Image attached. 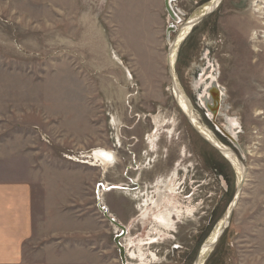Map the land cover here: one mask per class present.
I'll return each mask as SVG.
<instances>
[{"label":"rangeland","instance_id":"rangeland-1","mask_svg":"<svg viewBox=\"0 0 264 264\" xmlns=\"http://www.w3.org/2000/svg\"><path fill=\"white\" fill-rule=\"evenodd\" d=\"M211 1H173L175 23L164 0H0V176L18 172L33 187L24 261L122 264L109 214L141 235V189L169 177L185 155L175 192L193 212L173 239L148 247L157 256L148 264H193L238 179L178 110L167 55L170 26ZM210 64L223 92L214 125L236 119L234 146L194 104L191 85ZM173 69L197 120L244 170L227 227L203 264H264V0H220L179 45ZM171 122L167 142L160 131ZM157 133V150H148ZM97 149L115 155L110 169L95 166Z\"/></svg>","mask_w":264,"mask_h":264},{"label":"bare ground","instance_id":"bare-ground-1","mask_svg":"<svg viewBox=\"0 0 264 264\" xmlns=\"http://www.w3.org/2000/svg\"><path fill=\"white\" fill-rule=\"evenodd\" d=\"M170 1H168L169 2L168 4H170ZM219 3L220 0H212L209 5H207L202 9L200 14H196L191 18H189L180 28H177L176 26L173 25L170 26L172 30L175 29L176 33L172 37V39L169 40L170 47H169V54L167 55V65L171 80V88H169V92L172 94L174 101L177 103L180 109L184 111V113H186V110L184 108L186 105L183 101L187 102V99L184 92L176 82V76L174 73L175 68L173 69L176 50L179 47V45L182 43V41H184V39L188 36L192 27H194L202 19V17L213 11L218 6ZM172 14L174 15V12H172ZM170 17L173 18L174 21H177L174 18V16H170ZM179 22L180 21H178L177 23ZM254 39H256V37H254L253 40ZM211 73H214V68L210 64L209 66L205 67L200 74L203 77H208L209 75H211ZM127 75L131 77V73L129 71ZM210 94H215L218 97H220L223 94L222 89L217 83L216 76L214 78L212 75H211L210 85L206 86L202 91L203 98H207ZM202 104H204V102H202ZM181 106L184 107L182 108ZM187 111L189 115L188 120L190 121V123L192 124L194 130L198 133V135L201 136L206 142L211 144L217 151H219V153L235 169L238 179L237 181V185H238L241 177H243L242 173L244 171L243 167L241 166L240 160L234 154H232V152L228 148L210 140L206 136V134L202 131L201 126L195 121H193L192 118H190L191 107H188ZM224 118L227 124L226 127L228 128L224 130H221L220 128L217 129L220 130L221 133L223 134L225 133L224 134L225 136L226 133L232 135L233 136L232 143L235 144L237 140V136L240 133V125L235 118H230V116L229 117L226 116ZM170 129H173V122H171L170 125L168 124V126L167 125L162 126L160 131V133H164L166 135L167 142L172 140V135L174 134V133L170 134ZM158 136L159 134L157 133V135L152 137V139L148 138V146H149L148 150H150L151 148L157 150ZM96 152L97 153L94 155L95 156L94 160L98 164L95 166L97 167L103 166L106 167V169L108 168L110 169L112 164L116 162V158L113 153L109 151L105 152L102 151L101 149H97ZM184 156L185 155H182L181 158L177 160L176 164L173 166V169L169 174V177L166 176L162 178V175L157 176L151 182L152 184L147 185L146 183L145 188L141 189V192L144 191V194L142 195V198L139 203V205L140 204L141 205L139 210L137 211L138 220L136 222L138 224V227L142 229V234L139 235L138 237H133L131 233H129L127 235H131V236L124 238L122 243H120L121 246L123 247L122 249L125 256V264H148V261H157L156 254L148 251V247L152 243L157 244L159 243V241L170 240L171 234L168 232V230L169 228L175 229L176 227L175 215L178 221H180V218L182 217H179V215L183 216V214L185 215L192 214L193 208H191L190 206L180 205L177 202V200H179L180 199L179 197L181 196H178L177 193L175 192L177 187L175 185L178 182L176 181V179L178 178V170L179 167L181 166V161ZM241 157L244 158L242 154ZM140 171L138 170L137 172L138 175H140ZM104 190H106V188H104ZM227 211L224 214L223 218L214 226L212 232L209 234V236L206 238L204 243L201 245L193 264H203V261L205 260L206 256L210 253L213 245L217 242V239L222 234L223 232L222 229H225L227 227L228 224V222H226ZM109 215L110 217L109 216L108 217L111 218V220L113 221L111 225L114 228V233L116 234V232L118 233L120 231L118 235H115V237L119 238L120 236V238H122L123 236H125L124 228L122 227V225L118 223L119 221H117V219L114 218L112 214ZM114 223L118 224V226L117 227L114 226L113 225ZM120 227H122L123 229L121 228L120 230ZM125 230L128 231V228H126ZM145 254H149L150 256L149 260H147Z\"/></svg>","mask_w":264,"mask_h":264},{"label":"crops","instance_id":"crops-1","mask_svg":"<svg viewBox=\"0 0 264 264\" xmlns=\"http://www.w3.org/2000/svg\"><path fill=\"white\" fill-rule=\"evenodd\" d=\"M16 174L14 179L0 176V264H49L22 258L23 244L32 235L33 187L22 174Z\"/></svg>","mask_w":264,"mask_h":264},{"label":"flooded vegetation","instance_id":"flooded-vegetation-1","mask_svg":"<svg viewBox=\"0 0 264 264\" xmlns=\"http://www.w3.org/2000/svg\"><path fill=\"white\" fill-rule=\"evenodd\" d=\"M175 1V0H174ZM173 3V0L170 1V7L172 8L173 5L171 6V4ZM173 10V8H172ZM174 12V11H173ZM174 18L177 20V21H174L175 23H177L178 21H180L179 17L176 16V13L174 12ZM171 20H174L173 18H171ZM211 75L215 78V75L214 73H211ZM211 75H209L208 77H203L201 74L199 76V78L193 82V84L191 85L192 86V90L194 93V99H195V105L198 109L202 110L206 119L209 121V123L212 124V126L214 127V129L216 130L217 133L221 134L223 136V134L221 132H219L216 128H220L221 130H224L228 127H226V121H225V118H224V125L225 127H222V126H216L214 125L215 124V120H217V118L219 116H222V114L219 112L220 110V105H222V100H223V97L222 95L220 97L216 96L215 94H210L207 98H203V95H202V91L203 89L206 87V86H209L210 85V82H211ZM200 88V89H199ZM216 91V90H215ZM214 91V92H215ZM172 96V95H171ZM186 96V95H185ZM173 98V96H172ZM187 99V102L183 101L185 103V110H186V113H184V111L182 109H180V107L177 105L176 103V106L178 107V110L183 114V116L185 117V119L189 122V124L191 125V127L193 128L192 124L190 123V121L188 120V111H187V108L188 107H191V113H190V118L193 119V121H195L196 123H198L200 126H201V129L202 131L206 134V136L216 142V143H219L221 145H223L222 143H220V141H218V134H214L212 131H210L205 125L201 124L198 120H197V117L195 116L194 114V110H193V107L189 101V99L186 97ZM202 102H204V104H202ZM182 107V106H181ZM182 107V108H183ZM194 130V128H193ZM195 131V130H194ZM196 132V131H195ZM197 133V132H196ZM198 134V133H197ZM217 135V136H216ZM201 137V136H200ZM219 137V136H218ZM226 139L227 141L231 144H232V139H233V136L230 135L229 133H226ZM204 140V139H203ZM218 141V142H217ZM208 143V142H207ZM224 146V145H223ZM234 146V145H233ZM225 147V146H224ZM227 148V147H226ZM224 158V157H223ZM225 159V158H224ZM226 160V159H225ZM227 161V160H226ZM179 171V170H178ZM139 182V181H137ZM136 182V183H137ZM112 189H116V188H119V186L117 185H111L110 186ZM129 191V190H128ZM180 214V213H179ZM178 214V215H179ZM179 217H182V215ZM175 219H176V225L177 223L179 222L178 219L176 218V215H175ZM116 226H118V224H115ZM120 226V225H119ZM124 228V232H125V236L129 233H131V231L133 230V227L130 226H122ZM128 228V231H126L125 229ZM121 230V229H120ZM176 230V227L174 230H168L169 233L171 234V237H170V240L173 239L172 236L173 234H175L176 232H174ZM114 235H118V234H114ZM124 238V236H123ZM175 247V246H174Z\"/></svg>","mask_w":264,"mask_h":264},{"label":"water","instance_id":"water-1","mask_svg":"<svg viewBox=\"0 0 264 264\" xmlns=\"http://www.w3.org/2000/svg\"><path fill=\"white\" fill-rule=\"evenodd\" d=\"M165 1V8H166V10H167V12H168V15L169 16H173V14H172V12L174 11V10H172V8L169 6L170 4H168L169 2L168 1H170V0H164ZM175 12V11H174ZM203 18V17H202ZM242 166V165H241ZM243 174V173H242ZM243 177H241V179H240V181H239V184L237 185V191H236V194H235V197H234V199H233V201H232V203L230 204V206H229V208H228V211H227V221L226 222H228L229 221V219H230V216H231V211H232V208L234 207V205H235V203H236V201H237V197H238V194H239V191H240V187H241V185H242V181H243V179H242ZM110 221L111 222H113L111 219H110ZM122 227H120V229H121ZM123 229V228H122ZM224 229H222V231H223ZM119 238H120V236H119ZM119 238H116L115 237V244H116V246H117V248H118V250H119V255H120V259H121V263L122 264H125V256H124V252H123V247L121 246V244H120V241H119Z\"/></svg>","mask_w":264,"mask_h":264}]
</instances>
